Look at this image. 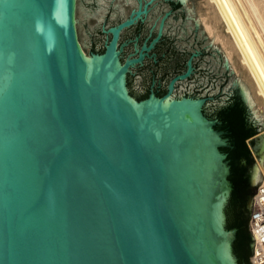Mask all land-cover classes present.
Returning <instances> with one entry per match:
<instances>
[{
    "label": "water",
    "instance_id": "water-1",
    "mask_svg": "<svg viewBox=\"0 0 264 264\" xmlns=\"http://www.w3.org/2000/svg\"><path fill=\"white\" fill-rule=\"evenodd\" d=\"M143 1L0 0V264H238L227 138L202 99L132 98L126 73L143 55L122 64L120 33L148 14L122 34L142 41L160 23V60L133 69L136 92L192 53L180 94L206 97L214 116L237 92L256 133L253 194L264 110L194 5Z\"/></svg>",
    "mask_w": 264,
    "mask_h": 264
},
{
    "label": "bare ground",
    "instance_id": "bare-ground-1",
    "mask_svg": "<svg viewBox=\"0 0 264 264\" xmlns=\"http://www.w3.org/2000/svg\"><path fill=\"white\" fill-rule=\"evenodd\" d=\"M197 17L207 33L220 43L227 61L232 62L248 88L258 108L256 114H261L264 110V0H204L198 5ZM261 174L264 178V167ZM261 184L264 186V179Z\"/></svg>",
    "mask_w": 264,
    "mask_h": 264
},
{
    "label": "flooded vegetation",
    "instance_id": "flooded-vegetation-1",
    "mask_svg": "<svg viewBox=\"0 0 264 264\" xmlns=\"http://www.w3.org/2000/svg\"><path fill=\"white\" fill-rule=\"evenodd\" d=\"M142 1V4H144V1ZM151 0L146 1V3H148ZM137 9V7L135 8ZM132 9V10H135ZM148 10V9H147ZM130 13V12H129ZM128 13V15H129ZM127 15V16H128ZM148 14L142 15L141 18L142 20L147 16ZM127 16L125 18H127ZM168 16V15H167ZM165 16V18L167 17ZM125 18H120L121 20L125 19ZM162 18V17H161ZM142 20H138L136 21L132 26L122 30V32L120 33V38H119V46H122V51L120 54V61L122 64H124L126 61H130L133 59H137L139 57L140 54L143 55L142 59L140 62H136L134 64H132L131 66L128 67L127 73H126V87L128 90L129 95L134 98L137 101H141L144 99H147L151 94L154 95L157 98H163L165 96H169V98L172 99H179V98H192V99H202L204 100V104L202 107V112L203 114L211 120H217V124L215 125V129L218 131H222L224 133L225 138H227L228 140V144H229V148H225L222 151L224 153H226L227 155V160H228V164L230 166V177L233 174L232 171V157H230V152L229 151H233L235 150V143H234V136L232 135V131L230 130V127L228 125V122L226 120L223 119V112L225 111V109L227 110L228 108L232 107L235 103L239 104V107L242 109V119H243V123L245 125V127L247 129H250L251 131H253V135L249 136L248 138H246V140H251L252 137L256 134L255 131L252 129V122L249 120V118L247 117L246 114V110L244 109V107L242 106V104L239 101V98L237 96V92L235 95L234 100L228 104L227 106L221 107L220 111L215 114L214 116L208 114V111H206L205 109V104L207 101L206 97H200V96H195V95H182L180 94V90L178 89L180 84L187 80L188 78L191 77V75L194 73V66H193V56H195V54H191V56H189L187 59H185V61L183 62V64L180 66V63L178 62L176 67H181L177 72H174L173 74H171L169 76V69L170 67L165 66L162 70V75L167 76L168 78L165 80V82L162 84V80L157 79L155 74L152 73V76L149 78V82L146 88H144V90H142L141 92H136L135 90H133L132 88V76H134L133 73V69L137 68L138 66H143L144 62L148 59H150L153 63L157 64L158 60H160V58H157V54L154 52V49L156 48V44L159 42V39L161 37H159V39L154 42L152 45L151 43L154 41V39H156L157 35H158V31H159V25H158V30L157 33L155 34L154 37H151L150 39H148V37H144L142 39V41L139 40V36L135 35L133 38L131 39H127V40H122V34L130 29L131 27L135 26L138 22H141ZM162 20V19H161ZM164 21V19L162 20ZM163 27L161 29V33L163 31ZM131 43L132 45V51L130 53L124 54L125 53V48L126 46ZM151 45V46H150ZM143 47L146 48V50L143 49ZM188 63H190V67H191V71L189 73L188 76H185L183 78H181L183 75H185L187 73L188 70ZM173 82V83H172ZM172 83L171 89H170V84ZM245 140V141H246ZM251 157V155H250ZM234 165L237 166L238 168L242 169L241 171V177L243 180H245V186H244V192H245V216H247V212H250V206H249V201L252 197V188H253V182H252V178L249 175V171H248V163L247 161L243 158V157H239L237 159H235L234 161ZM229 177V180H230ZM231 182V180H230ZM232 183V182H231ZM233 187V184H232ZM234 188L232 189L233 192ZM231 192V194H232ZM231 199V197H230ZM230 202V200H229ZM234 209V208H233ZM227 222H228V214H227Z\"/></svg>",
    "mask_w": 264,
    "mask_h": 264
},
{
    "label": "trees",
    "instance_id": "trees-1",
    "mask_svg": "<svg viewBox=\"0 0 264 264\" xmlns=\"http://www.w3.org/2000/svg\"><path fill=\"white\" fill-rule=\"evenodd\" d=\"M242 109L238 103L223 112V119L228 122L232 135L234 136L235 150L229 151L232 157L233 174L230 180L233 184L230 203L233 205V218L228 219L227 228L236 229L235 239L233 241V252L237 258L238 264H250L251 255V237L248 231V219L250 212L245 216V180L241 177L242 169L234 165L235 159L243 157L247 163L251 162L250 151L245 143L246 138L253 135V131L247 129L242 119Z\"/></svg>",
    "mask_w": 264,
    "mask_h": 264
},
{
    "label": "built area",
    "instance_id": "built-area-1",
    "mask_svg": "<svg viewBox=\"0 0 264 264\" xmlns=\"http://www.w3.org/2000/svg\"><path fill=\"white\" fill-rule=\"evenodd\" d=\"M253 209L249 220V232L254 238L251 264H264V186L260 184L252 196Z\"/></svg>",
    "mask_w": 264,
    "mask_h": 264
},
{
    "label": "rangeland",
    "instance_id": "rangeland-1",
    "mask_svg": "<svg viewBox=\"0 0 264 264\" xmlns=\"http://www.w3.org/2000/svg\"><path fill=\"white\" fill-rule=\"evenodd\" d=\"M199 1V2H198ZM201 2H204V0H187L186 1V3H185V6H187L188 8H191V6L192 5H194V9H195V7H196V9H195V12H196V14H197V8H198V5H199V3H201ZM188 4V5H187ZM190 5V6H189ZM201 23V22H200ZM201 25H202V23H201ZM202 28H203V30H204V32H205V34H206V36L208 37V39H212V37L207 33V31L204 29V26L202 25ZM212 44H214V45H219V47H220V49L222 50V47H221V45H220V43L219 42H217V41H215L214 39H213V41H212ZM222 52H223V50H222ZM229 63V65L230 64H232V62L230 61V62H228ZM230 67L232 68V70H233V72H234V75L235 76H238L239 77V74H238V72L235 70V68H234V66H233V64L232 65H230ZM236 71V72H235ZM237 73V74H236ZM255 109H258V108H256L255 107ZM259 111V110H258ZM260 113H261V111H259ZM262 121H264V120H262Z\"/></svg>",
    "mask_w": 264,
    "mask_h": 264
}]
</instances>
